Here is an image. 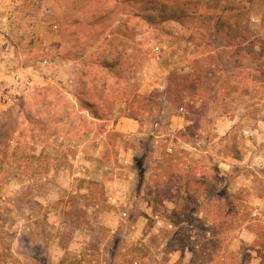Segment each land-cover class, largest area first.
I'll use <instances>...</instances> for the list:
<instances>
[{
  "label": "rangeland",
  "instance_id": "obj_1",
  "mask_svg": "<svg viewBox=\"0 0 264 264\" xmlns=\"http://www.w3.org/2000/svg\"><path fill=\"white\" fill-rule=\"evenodd\" d=\"M141 2L51 3L58 58L0 109V264H261L262 13L247 56L217 25L198 51Z\"/></svg>",
  "mask_w": 264,
  "mask_h": 264
},
{
  "label": "trees",
  "instance_id": "obj_2",
  "mask_svg": "<svg viewBox=\"0 0 264 264\" xmlns=\"http://www.w3.org/2000/svg\"><path fill=\"white\" fill-rule=\"evenodd\" d=\"M142 5H148V7H142V13L138 14L137 17L142 21H146L148 24L160 27L169 22L178 23L184 29L190 32L189 41L194 47L201 51L204 34L200 31L202 28H207L212 25H217L216 32L223 30L226 31V36L230 38L231 42L240 40V49L247 56L256 53L254 50V43L252 38V24L251 19L262 13V19H264V0H141ZM144 1V2H143ZM151 13V14H150ZM155 13V16L152 14ZM253 16V17H252ZM193 32V34L191 33ZM243 45V46H241ZM215 54L200 52L197 54L196 60L193 63V71L188 74L177 75L176 72L171 73L170 77V91L169 94L175 93V83L177 79L187 80L193 78L195 71L199 70V64L206 58L212 59ZM200 78H196L195 92L196 96H203L201 92ZM174 83H173V82ZM182 96V95H181ZM180 96V97H181ZM190 110L191 113H200L203 111L201 107L195 106L194 102L191 101ZM183 110V108L181 107ZM199 115L198 121L189 120L193 125L201 120ZM191 126L188 125L187 129L192 130ZM197 128V127H196ZM195 129V128H194ZM197 130V129H195ZM257 225L258 238L256 239V252L261 257V264H264V225ZM181 261V260H179Z\"/></svg>",
  "mask_w": 264,
  "mask_h": 264
},
{
  "label": "crops",
  "instance_id": "obj_3",
  "mask_svg": "<svg viewBox=\"0 0 264 264\" xmlns=\"http://www.w3.org/2000/svg\"><path fill=\"white\" fill-rule=\"evenodd\" d=\"M44 2L48 4L53 14L51 3L54 4L55 0H44ZM6 5L5 0H0V16L5 13ZM52 23L51 19H37L34 20L31 28L21 24L19 30L15 26L4 27L0 23V109L3 107L2 92L9 82H13L12 77L6 75L9 66H14L19 76L31 78L34 87L49 75L48 67L53 59L58 58V51L55 47L53 49V46L50 47L51 39L54 37L49 33V30L53 31L50 26ZM4 32L10 33L8 39L4 38ZM47 51L49 62L45 66L41 64V60L46 57Z\"/></svg>",
  "mask_w": 264,
  "mask_h": 264
},
{
  "label": "built area",
  "instance_id": "obj_4",
  "mask_svg": "<svg viewBox=\"0 0 264 264\" xmlns=\"http://www.w3.org/2000/svg\"><path fill=\"white\" fill-rule=\"evenodd\" d=\"M7 2L5 13L0 16V23L4 27L15 26L18 30L21 28V24L28 25L31 28L34 20L37 19H48L51 15V9L44 2V0H5ZM21 9V10H20ZM23 10V11H22ZM55 31L58 29L57 24L52 23L50 25ZM10 33L4 32V38L8 39ZM46 57H43L41 64L47 66L48 51ZM7 77H12L13 82H9L2 92L1 100L4 105L12 106L19 100L26 99L31 96L34 91L31 78H23L19 76L18 71L15 67L9 66ZM1 75V73H0ZM4 80V79H3ZM246 137H254L259 133L258 128L251 130H244Z\"/></svg>",
  "mask_w": 264,
  "mask_h": 264
}]
</instances>
